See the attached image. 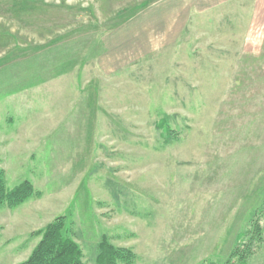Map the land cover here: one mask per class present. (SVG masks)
Instances as JSON below:
<instances>
[{
	"label": "rangeland",
	"instance_id": "obj_1",
	"mask_svg": "<svg viewBox=\"0 0 264 264\" xmlns=\"http://www.w3.org/2000/svg\"><path fill=\"white\" fill-rule=\"evenodd\" d=\"M255 5L0 0V166L40 190L0 208V264L59 216L90 264L104 237L134 264L228 260L264 209Z\"/></svg>",
	"mask_w": 264,
	"mask_h": 264
},
{
	"label": "trees",
	"instance_id": "obj_2",
	"mask_svg": "<svg viewBox=\"0 0 264 264\" xmlns=\"http://www.w3.org/2000/svg\"><path fill=\"white\" fill-rule=\"evenodd\" d=\"M160 126H165L163 120ZM166 135L170 139L172 134ZM30 179H25L13 188L7 185L6 171L0 166V208H15L28 200L39 197ZM263 215V216H262ZM260 218L253 214L249 229L241 233L238 244L232 248L228 260L223 264H248L250 258L262 249L264 244V209ZM40 239L27 259L17 264H90L85 260L84 250L74 238L71 227L66 226L64 217H57L45 227L34 231ZM1 236V229H0ZM137 254L132 247L118 246L104 237L98 246L95 262L92 264H134ZM202 264H214L213 262Z\"/></svg>",
	"mask_w": 264,
	"mask_h": 264
},
{
	"label": "crops",
	"instance_id": "obj_3",
	"mask_svg": "<svg viewBox=\"0 0 264 264\" xmlns=\"http://www.w3.org/2000/svg\"><path fill=\"white\" fill-rule=\"evenodd\" d=\"M256 11H259L260 13L258 14V19L260 17L261 25L264 27V13L262 14V0H256V5H255Z\"/></svg>",
	"mask_w": 264,
	"mask_h": 264
}]
</instances>
